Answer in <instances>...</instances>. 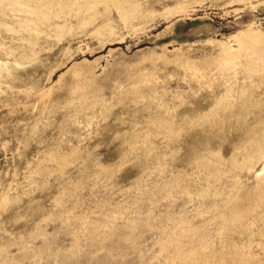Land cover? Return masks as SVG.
I'll return each mask as SVG.
<instances>
[{"label":"rangeland","instance_id":"374dc122","mask_svg":"<svg viewBox=\"0 0 264 264\" xmlns=\"http://www.w3.org/2000/svg\"><path fill=\"white\" fill-rule=\"evenodd\" d=\"M0 264H264V0H0Z\"/></svg>","mask_w":264,"mask_h":264}]
</instances>
